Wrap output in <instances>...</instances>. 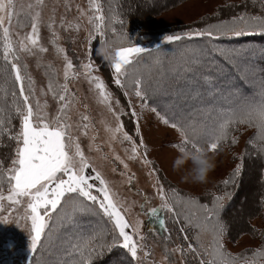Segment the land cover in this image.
I'll list each match as a JSON object with an SVG mask.
<instances>
[{"label":"snow or ice","instance_id":"6c2138e0","mask_svg":"<svg viewBox=\"0 0 264 264\" xmlns=\"http://www.w3.org/2000/svg\"><path fill=\"white\" fill-rule=\"evenodd\" d=\"M241 5L226 3L227 15L216 12L214 22L205 21L203 27L164 38L170 45L181 44L185 49L195 45L190 51L196 55L183 69L185 74H192L190 83L199 76L211 84L213 78L199 73L198 69L215 66L217 71H224L217 57L238 71L239 66L244 65L240 76L254 89L253 94L232 90L223 97L225 104L215 108L217 120L211 127H205L192 119L185 121L175 113L162 114L147 103L152 97L139 68L146 56L160 64L159 55L163 50L159 45L139 46L132 42L129 34L118 31L113 25L118 23L123 27L124 21L118 19L110 4L107 14L101 0H88L86 8L77 4L78 15L70 20L66 15L72 7L70 0H64L65 14L59 19L56 7H50L47 0L26 3L0 0V148L8 149L0 155V222H12L8 217L16 214L15 222L30 235L29 264H48L43 260L44 253L61 230L66 235L55 264H97L102 257L114 252L118 255L113 264H180V260L185 264H264V239L251 250V255L247 250L233 253L227 247L228 225L222 212L231 193L212 194L213 198L207 203L194 196H182L176 189H171L169 194L153 162L147 159L148 148L141 137L140 126L144 110H150L163 125L179 133L182 143L175 145L179 149L198 146L202 135L208 149L217 154L225 146L238 144L233 133L244 126L254 130L248 143L264 159V75L257 78L254 71H249L247 63L257 55L264 57V44L224 43L243 37L264 38V0H241ZM237 8L239 10H235ZM81 20L90 26L85 29L89 45L97 39L99 42L108 40V32L112 33L113 43L118 45L117 59L110 63L112 83L129 98V110H125L101 76L93 74L99 69L91 58V47L87 52L88 62L82 63L80 71H76V65L60 45L59 29L78 31L82 28ZM42 29L50 33L52 51L63 61L62 72L45 60L50 48L42 42ZM29 57L35 58L37 68H44L46 85H38L30 70ZM81 77L114 122L101 121L108 147L111 148L113 142H128L131 145L129 159H140L149 167L148 175L153 178L151 186L160 203L153 206L152 198L144 195L139 207L143 215L162 229L157 241L163 249L159 260L155 259V246L149 243L140 214L132 218L136 202L120 196L97 166L96 157L91 155L95 151L101 153L102 160L110 159L96 143L92 118L79 111L81 100L72 84ZM209 95L216 96L217 92L211 91ZM199 96L197 92L193 98ZM49 97L55 101L54 111H50ZM132 97L141 101L139 111ZM82 106L88 108L87 104ZM73 112L78 116L75 121ZM124 116L135 119L134 131L141 138L142 148L138 149L133 136L125 130ZM82 138L90 141L86 149L82 147ZM111 158L123 165L125 171L121 176H126V182L131 184L133 175L129 174V164L114 151ZM236 158L239 163L235 164L231 176L222 181L225 186L234 187L242 174L244 155ZM5 190L7 195H4ZM89 217L96 218V222L85 230L81 221ZM168 219L173 224L180 221L186 225L177 230L184 234L182 240L187 241L186 244L175 242L166 222ZM190 229L193 230L191 235L188 234ZM148 233L155 239L157 233L153 228L149 227ZM261 236L264 237V232Z\"/></svg>","mask_w":264,"mask_h":264},{"label":"rangeland","instance_id":"374dc122","mask_svg":"<svg viewBox=\"0 0 264 264\" xmlns=\"http://www.w3.org/2000/svg\"><path fill=\"white\" fill-rule=\"evenodd\" d=\"M149 1L150 0H142L139 3L138 0H126L124 9L129 8L131 11L134 9L137 10L133 19L137 26L133 30L123 20L121 12L113 8L117 13L118 19L124 21L123 27L118 23L113 25L118 31L129 34V38L132 42L139 46L153 48L159 45L163 50V54L159 55L160 61L162 60L160 64L154 63L152 57L146 56L139 68L152 97L147 103L151 107H156L162 114L167 112L171 116L175 113L176 116L183 117L185 121L192 119L197 121L198 125L202 124L205 127H211L218 118L215 108L225 104L223 97H227L232 90H226L224 95L217 93L216 96H211L209 93L214 90L210 84L202 80L196 84L193 82L190 83L189 81L191 79L187 78V75H180V72H183L185 66L190 65V61L196 53L190 51L191 48L185 49L183 47L182 49H177L172 52V55L164 57L170 50L169 46L174 45H170L164 39L165 36L170 34L161 36L147 34L161 31H177L191 26L202 25L206 19L213 18L216 12L220 14L227 13V11L224 10V5L226 3H233L240 6L241 0H184L177 4L174 3V5L172 4L171 6L168 5L166 8L163 7L161 12L157 9H148V7H150ZM21 2L26 3L28 0H21ZM70 2L72 7L66 15L68 19L72 20L78 15L76 5L79 4L81 7L86 8L88 0H70ZM101 2L105 6V12L107 14L109 4L107 5L106 0H101ZM47 3L50 7L53 5L56 7L58 19L61 15L65 14L63 7L64 0H47ZM80 23L82 24V28L78 31L75 29L69 31L59 29L61 37L60 45L65 48L67 55L72 59L74 65H76V71H80V65L82 63L88 62L87 52L88 48L91 47V58L94 62V66L99 69L98 72H94L93 74L100 75L108 85L109 90L120 100L121 105L125 106V110H129L127 107L129 98L124 96L123 92L118 90L114 83L113 86H110L112 82H109L107 78V71L105 70L107 66L103 63L102 59H97V57H95V49L97 48L99 39L93 41L89 45L87 41L88 33L85 29L90 26L85 20H81ZM41 36L42 42L50 48V52L45 54V60L51 61L53 65L62 72L63 61L62 59H57L52 51L53 46L49 43L50 33L47 29H42ZM107 37L108 40L113 42L111 32H108ZM114 45L118 46L115 43ZM179 46L183 45L180 44ZM170 56L174 58H170ZM173 61L174 63L170 64ZM28 63L30 64V70L37 80L38 85H46L47 77L44 75V68H37L35 58L32 57L28 58ZM248 65L250 67V64ZM110 70L108 75L111 78L112 69L110 68ZM243 71L244 68L238 72L241 73ZM157 72H161L160 81L157 84H153L151 78H154ZM231 77L234 79V76L228 73L221 76V79L231 80ZM180 80L181 82L183 81V86L173 90L171 87L172 83L180 82ZM247 85H249L248 82ZM72 88L78 92L81 100L79 111L86 112L92 118L95 134L97 136L96 143L100 145L104 153L109 154L110 159L107 161L102 160L100 158L101 153L95 151H93L91 155L96 157L95 162L97 166L105 177L112 182L113 188L119 192L120 196L126 198L129 202H136L132 210V218L135 219L137 214H140L139 218L144 221L145 234L149 236V243L155 246V259L159 260L163 254V249L159 246L157 241L159 240L158 233L162 232V229H160L155 221L143 215L139 207V204L143 202L144 195H148L152 198L151 202L153 206H158L160 203L159 198L155 197V190L151 186L153 178L148 175L149 167L145 166L140 159H129L131 156V145L128 142L121 144L117 141L113 142L111 148L108 147L106 143L107 133L101 121H107L109 124L114 122L103 105L97 103L94 93L89 91V84L83 77L74 82ZM197 92L200 93V96L198 98H193L194 94ZM252 93L253 90H250L249 94ZM48 99L50 111H54L56 107L55 101H53L51 97ZM210 99L216 102L199 106L201 102ZM220 100L222 102L218 103ZM132 103L139 111L141 101L136 97H132ZM83 104H87L88 108L84 109L82 106ZM171 105L175 109H173ZM76 119H78L77 113L73 112V120L75 121ZM122 119H125V130L133 136L138 149L142 148L143 146L140 143L141 138L137 137L134 131L135 119L127 116L122 117ZM126 120H128L127 123ZM140 126L141 137L148 148L147 159L153 162V166L157 170L156 174L159 176L165 189L169 191V194H171V189H176L182 196H194L198 199L202 196L211 200L213 198L212 194L220 195L227 191L231 193V196L225 204V210L232 202V198H235L233 197L235 191L239 189L241 197L235 198V204H231L228 211L229 216H234V222L231 223L230 235L228 237L226 236L227 247L233 253H241L247 250V254L251 255V250L261 245L262 239H264V237L261 236V233L264 232V213H261L262 210L259 208L258 202L263 189L261 188L260 178L262 177L261 175L264 176V170L261 174V169H257V165H259V161L256 159L257 151L252 144L248 143V141L253 138L254 130L241 126L237 131L238 133L234 134L238 138V144L223 147L216 156V168L210 174L208 182L205 184H196L182 182L181 173L173 171L172 162L179 150V147L175 145L182 143L179 133L171 127L163 125L157 115L147 109L144 110L142 114ZM88 143H90V141L87 138H82V147L86 149ZM199 144L208 147L206 138L202 135L199 139ZM125 149H129V151L126 152ZM113 151L129 164V174L133 175L131 184L126 182V176H121V172L125 171L123 165L119 161H115L114 158H111ZM245 152H249V156H245ZM239 155H244L245 160L244 170L242 171L243 174L239 177L242 179L241 186L239 183H236L237 186L235 185L234 187L231 184L225 186L222 181L231 176L235 164L239 163L236 158ZM246 158L248 159L246 160ZM7 194L5 190L4 195ZM201 202L206 203L203 201ZM4 215L8 216V213H4ZM235 215H237V217ZM15 216L16 214L13 213L8 217L12 222H0V264H29V260L32 257L30 235L24 228L20 227L15 222ZM167 221L175 242L186 244L187 241L182 240L184 234L177 231L180 227H185L186 225L180 221L173 224L171 219ZM95 222L96 218L89 217L84 218L81 224L85 230H89L95 225ZM149 227L153 228L155 233H157L155 239L153 235H149ZM192 232L193 230L190 229L188 234L191 235ZM65 235L66 233L64 230L59 231L54 236L47 251H45L43 260L47 261L48 264H53L54 262L52 260L57 259L61 255V245L62 241L65 239ZM172 246H175V244ZM50 252L51 255H49ZM176 258L179 259L178 253L176 254ZM114 260L103 263L113 264ZM180 264H185V261L180 260Z\"/></svg>","mask_w":264,"mask_h":264},{"label":"trees","instance_id":"16d2710c","mask_svg":"<svg viewBox=\"0 0 264 264\" xmlns=\"http://www.w3.org/2000/svg\"><path fill=\"white\" fill-rule=\"evenodd\" d=\"M106 1H107V5L110 4L112 8L116 9V11H120L121 12V14L123 16V20L126 22V24L132 30L137 26L134 23L135 21L133 20L134 19V15L137 12V10L134 9V10L131 11L129 8L128 9L127 8L124 9V6L126 5V0H106ZM141 1L142 0H138L139 3ZM181 1H184V0H150L149 1L150 2L149 3L150 7H148V9L149 8L150 9H157L159 12H161L162 11L161 9H163V7L166 8V7H168V5L171 6L172 4L174 5V3L177 4V3H180ZM160 2H162V3H160ZM240 6H242V5H240ZM235 10H239V9H235ZM252 10H258V9H252ZM221 15H227V13H222ZM214 20H215V16L213 18H211V19H206L205 21L214 22ZM204 22H203L202 25H199V26H191V27H188V28H185V29H181V30H177V31L175 30V31H170V32H164V31L155 32V33H150V34H147V35L161 36V35H166V34L181 33V32H185V31H189V30H194V29H196L198 27H203L204 26ZM249 42H253L257 46H259L260 44H264V38L256 36V37L237 38V39L232 40V41H224V43H230V44H232L234 46H238L239 44H244V43H249ZM179 45L180 44H174L173 46H169L170 50L165 54L164 57H168V55H172L173 54L172 52L176 51L177 49H182L183 48V46H179ZM194 47H195L194 44L193 45H189L188 49H190V48L194 49ZM173 56H170V58L173 57ZM95 57H97V59H101L100 57H98L96 55V49H95ZM216 59L224 67V71H222V72L217 71L215 66H212L211 68H208L207 66H205L203 68H199L198 69L199 73H202L203 75L211 76L213 78L212 83L210 84L211 87H213V90H215L217 93H221L222 95H224V92L226 90H234V89H240L241 92L244 95H249L250 96V95L253 94V93L249 94V91L253 90V92H254V89L250 85H247V82L244 79H241L240 72H238V70L236 68H232L230 66L225 65L224 61L221 58H219V57H217ZM103 63L107 66V68H105V70L107 71L108 81L112 82L110 76L108 75V72H109L111 66H110V64L108 62L103 61ZM173 63H174V61L172 63H170V64H173ZM247 63L250 64V67H251V68L249 67V71L250 72L254 71L256 73V77L257 78H259L260 76L264 75V72L261 71L262 69H264V57H261L260 55H257L255 58L251 59ZM167 65H169V64H167ZM243 68H244L243 64L239 66V70H242ZM228 73H231L232 76H234V79H232V77H231V80L230 79H221V76L226 75ZM160 74H161V72H157L154 75L155 79L151 78V81L153 82V84H157L160 81ZM183 74L185 76L187 75L186 77L189 78V79H191V77H192V74H190V73L189 74H185L184 71L180 72V75H183ZM229 77H230V75H229ZM249 78H251V77H249ZM200 80L204 81L203 79H201V77L198 76L197 79L193 83H195V84L199 83V82H201ZM110 86H113V83H111ZM182 86H183V81L181 82V80H180V82H173L172 85H171L173 90L174 89L176 90V88L179 89L178 87L181 88ZM122 101L124 102L123 98H122ZM215 102L216 101H211V99H210V100H205V101L201 102L200 105L199 104L198 105L199 106L209 105V104H212V103H215ZM220 102H222V101L221 100L218 101V103H220ZM171 107L173 109H175L172 105H171ZM127 121L128 120H126V123H127ZM13 123H16V121H14ZM237 133L238 132L236 131L233 134H237ZM7 151H8V149H6V148H0V155H3V153H5ZM247 153L245 152V156H249V152H247ZM247 159L248 158H246V160ZM256 159L259 161V165H257V169L260 168L261 169L260 172L262 174V172L264 170V159H262L261 156L258 155V153H257ZM244 165H245V160H244ZM243 170H244V168H243ZM261 176H262L260 178L261 179V188H263V189H262V193H261V195L259 197L258 202H259V208H261V210H262L261 213L263 214L264 213V176L263 175H261ZM241 181H242V179L239 178L238 182H237V183H239L240 186H241V183H242ZM239 185H238V187H239ZM233 197H235V198L236 197H239V198L241 197V194L239 193V189H237L235 191V195ZM235 198H232V202L228 205V207L222 213V218L228 225L227 237L230 235L231 223L234 222V216H229L228 215V211H229L230 205L233 204V203L235 204ZM199 199L201 201H203V202H206V203L209 201L208 198H205V197H202V196H200ZM235 216L237 217V215H235ZM166 222L168 223V221H166ZM49 255H51V252H50ZM117 255L118 254L115 253V252L114 253H110L107 256L102 257L100 260H98L97 264H106L107 261H109V260L111 261V260L116 259ZM57 259L52 260L54 262L53 264H55ZM103 262H106V263H103Z\"/></svg>","mask_w":264,"mask_h":264},{"label":"clouds","instance_id":"9594fccd","mask_svg":"<svg viewBox=\"0 0 264 264\" xmlns=\"http://www.w3.org/2000/svg\"><path fill=\"white\" fill-rule=\"evenodd\" d=\"M96 55L105 62L114 63L117 59L116 46L110 40H101L97 44ZM216 156L217 153L203 144L182 148L173 159L172 168L181 173L182 182L205 184L216 168Z\"/></svg>","mask_w":264,"mask_h":264}]
</instances>
